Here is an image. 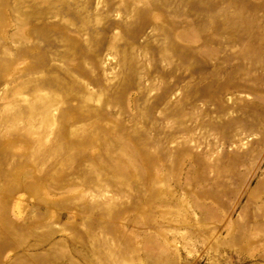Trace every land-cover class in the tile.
<instances>
[{
	"label": "rangeland",
	"instance_id": "rangeland-1",
	"mask_svg": "<svg viewBox=\"0 0 264 264\" xmlns=\"http://www.w3.org/2000/svg\"><path fill=\"white\" fill-rule=\"evenodd\" d=\"M0 264H264V0H0Z\"/></svg>",
	"mask_w": 264,
	"mask_h": 264
}]
</instances>
